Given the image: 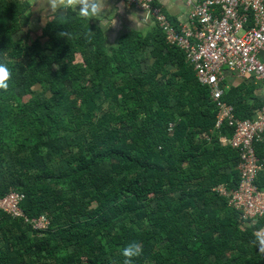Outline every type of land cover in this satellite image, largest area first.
I'll return each instance as SVG.
<instances>
[{
	"label": "trees",
	"instance_id": "trees-1",
	"mask_svg": "<svg viewBox=\"0 0 264 264\" xmlns=\"http://www.w3.org/2000/svg\"><path fill=\"white\" fill-rule=\"evenodd\" d=\"M26 10L0 0V60L12 72L0 90V198L23 195V213L50 225L0 211V231L16 230L0 233V264H123L133 241L143 248L133 264H264L253 244L264 219L245 224L217 192L239 183L240 154L220 142L232 131L216 130L212 91L186 53L157 27L152 42L134 33L108 54L74 14L31 41ZM224 100L240 119L264 107L237 88Z\"/></svg>",
	"mask_w": 264,
	"mask_h": 264
},
{
	"label": "built area",
	"instance_id": "built-area-1",
	"mask_svg": "<svg viewBox=\"0 0 264 264\" xmlns=\"http://www.w3.org/2000/svg\"><path fill=\"white\" fill-rule=\"evenodd\" d=\"M146 12L166 35L170 45L182 49L193 64L198 81L211 89L217 106V127L232 133L220 137L222 144L238 149L240 179L234 188L221 184L217 192L241 213L245 224L264 219V188L257 183L264 157L257 144L264 138V107L253 119H240L233 105L224 100L226 72L249 83L264 81V0H185L191 8V26H177L155 4L156 0H125ZM23 195L10 193L0 198V211L31 225L36 231L49 229L46 217L30 219L21 210Z\"/></svg>",
	"mask_w": 264,
	"mask_h": 264
},
{
	"label": "crops",
	"instance_id": "crops-1",
	"mask_svg": "<svg viewBox=\"0 0 264 264\" xmlns=\"http://www.w3.org/2000/svg\"><path fill=\"white\" fill-rule=\"evenodd\" d=\"M21 1H26L28 21L25 29H22V33L26 37H29L31 41L40 35L48 23L64 18L65 15L74 14L78 19L83 20L79 18L78 14L71 9L57 10L53 12L46 6H40L39 0H37L35 4V0ZM155 4L160 7L163 13L176 26H191V8L186 4L185 0H156ZM77 8H79V6H77ZM145 13L146 12L134 8L125 0H105L104 12L102 16L99 18H92L86 22L89 23L91 27L96 28L103 36L106 51L109 54L117 50L122 45V42L124 43L128 36L134 33L139 34L147 40L149 39L151 42L154 40L158 25L156 21L147 13L146 14L149 19L144 21L143 19ZM133 14L136 15L137 21L130 19V16ZM137 24H139V26H137ZM45 39V37H42V40ZM150 50L151 48L148 49L146 58L151 61L153 58L151 52H149ZM262 59H264V54L262 55ZM77 62H84L82 54L77 55ZM243 82L244 80L237 77L234 73H225L224 86L227 91L231 88L242 89V96L245 97L249 104H264V81L255 80L249 82L250 84ZM257 152L261 158L264 157V138L257 144ZM258 181L260 185L264 187V163L259 173ZM259 229H264V220L261 221L260 227L256 230Z\"/></svg>",
	"mask_w": 264,
	"mask_h": 264
},
{
	"label": "clouds",
	"instance_id": "clouds-1",
	"mask_svg": "<svg viewBox=\"0 0 264 264\" xmlns=\"http://www.w3.org/2000/svg\"><path fill=\"white\" fill-rule=\"evenodd\" d=\"M37 2L35 0L34 4ZM40 6H46L51 11L71 9L76 12L79 18L89 21L92 18H99L104 12L105 0H39ZM79 6V8H77ZM130 19L137 21L135 14L130 16ZM149 19L145 13L144 21ZM139 26V24H137ZM61 36L69 35L67 32L60 33ZM92 33L88 32L87 36L91 37ZM12 78L11 69L8 63L4 60H0V90L7 91L9 88V81ZM253 244L258 248L261 254H264V229L254 231ZM143 254V248L137 241L128 243L121 249V255L124 257L123 264H133L134 258H137Z\"/></svg>",
	"mask_w": 264,
	"mask_h": 264
},
{
	"label": "rangeland",
	"instance_id": "rangeland-1",
	"mask_svg": "<svg viewBox=\"0 0 264 264\" xmlns=\"http://www.w3.org/2000/svg\"><path fill=\"white\" fill-rule=\"evenodd\" d=\"M23 101H26L28 99V96H24L23 98ZM53 163V166L54 168L57 170V171H61L65 166V162L64 161H60V162H55L54 160L52 161ZM98 205V202L97 201H94L92 203V205L90 206V208H94V207H97ZM26 227V226H25ZM15 231L16 230H9V229H4L3 231H0V233H4L7 234V236H9V238L11 239L13 237V235H15ZM21 235V234H19ZM1 236V235H0ZM40 237H44V234H40ZM1 239V238H0Z\"/></svg>",
	"mask_w": 264,
	"mask_h": 264
}]
</instances>
